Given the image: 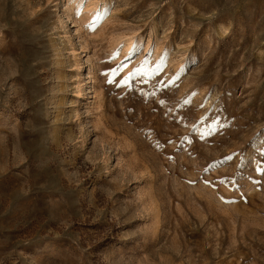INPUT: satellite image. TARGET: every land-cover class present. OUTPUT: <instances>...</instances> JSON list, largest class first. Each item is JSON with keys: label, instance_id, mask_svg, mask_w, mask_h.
<instances>
[{"label": "rangeland", "instance_id": "rangeland-1", "mask_svg": "<svg viewBox=\"0 0 264 264\" xmlns=\"http://www.w3.org/2000/svg\"><path fill=\"white\" fill-rule=\"evenodd\" d=\"M262 167L264 0H0V264H264Z\"/></svg>", "mask_w": 264, "mask_h": 264}, {"label": "snow or ice", "instance_id": "snow-or-ice-1", "mask_svg": "<svg viewBox=\"0 0 264 264\" xmlns=\"http://www.w3.org/2000/svg\"><path fill=\"white\" fill-rule=\"evenodd\" d=\"M84 3H86V0H84ZM107 14H110V13H106V12H103V11H100V12H97L96 16L94 17L93 19V22H92V30H95V26H98V23L97 22H102V20L104 18H106V15ZM133 49H135V45L133 46ZM122 50V46L120 49L117 50V53H114V55L118 54L119 51ZM131 55V53H130ZM127 65L125 64H121L120 66V69L122 70L124 67H126ZM161 69L159 67H157L156 69H154L153 71H150V72H145V69L143 66L141 67H138V68H135L131 73L128 74L127 77H124L122 81H120L121 84H124V85H130V80L134 77H137V76H141V75H148V76H151V75H154L156 73H158ZM183 70H181L182 72ZM113 74L116 75L118 74V71L117 70H113ZM179 75L180 73H178L176 75L175 78H179ZM109 83H113V80H109ZM260 172L261 174H264V167L260 168Z\"/></svg>", "mask_w": 264, "mask_h": 264}]
</instances>
